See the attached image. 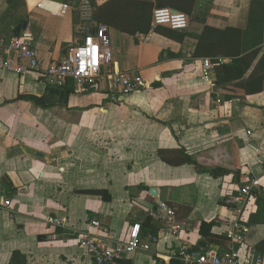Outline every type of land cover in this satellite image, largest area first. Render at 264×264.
<instances>
[{"label": "crops", "instance_id": "0c3cea01", "mask_svg": "<svg viewBox=\"0 0 264 264\" xmlns=\"http://www.w3.org/2000/svg\"><path fill=\"white\" fill-rule=\"evenodd\" d=\"M79 1L60 15L58 2L23 0L5 17L8 2L0 0V46L26 20L38 29V37L32 29L35 52L46 68L99 24L81 18ZM188 18L186 29L175 30L180 39L149 32L135 42L132 35L109 28L113 66L135 71L147 83L130 94L110 90L105 95L106 82L78 91L70 79L55 85L29 72L21 82L14 72H0V264H8L14 249L27 264H94L76 238L90 228L89 219H99L122 238L133 222L145 224L158 201L174 208L180 235L158 228L157 241L124 264H170L184 240L199 251L205 249L201 239L206 248L230 249L227 198L247 174L260 173L264 156V80L259 92L240 93L231 84L217 85L214 67L205 80L202 62L229 63L264 46V0H211L201 19ZM205 25L228 30L229 44L200 43ZM51 116L69 121L48 126ZM180 149L189 162L169 164L179 159ZM260 181L264 186V172ZM91 188L106 189L110 199L80 192ZM255 213L260 221L251 224ZM52 218L61 219L59 227L69 234L50 240L58 227ZM243 219L248 231L235 247L241 256H264V190L249 198ZM201 222L212 223L210 236L199 233ZM149 234L146 223L143 239Z\"/></svg>", "mask_w": 264, "mask_h": 264}, {"label": "built area", "instance_id": "2783aa9c", "mask_svg": "<svg viewBox=\"0 0 264 264\" xmlns=\"http://www.w3.org/2000/svg\"><path fill=\"white\" fill-rule=\"evenodd\" d=\"M71 7L72 5L67 2H61L57 12L64 15ZM76 8L82 19L91 17V6L88 0H80ZM188 21L186 14L173 12L167 7L154 8L152 12L153 25L182 30L188 27ZM110 46L109 27L99 23L91 30L85 31L82 44L75 42L68 48L65 56L42 68L35 52L34 33L30 24H27L17 36L0 46V72H14L19 75L21 82L29 72H35L55 85H63L70 79L77 86L78 91L84 90L88 84L97 86L104 82L120 94H130L145 89L147 83L141 74L135 71H121L113 66ZM202 67L204 79L207 80L213 64L210 59H203ZM263 172L264 156L260 160V173L247 174L241 185L227 198L231 217L228 220L225 236L231 243L230 249L222 253L212 248L199 251L184 240L174 255V260L178 264H264L263 255L241 256L235 247L245 240L248 231V226L243 219V210L247 201L255 191L264 190L260 181V174ZM5 205H9V201H5ZM147 215L160 222V230L175 236L180 235L182 223L177 221L174 208L166 202L158 201L147 211ZM87 222L90 228L85 232H78L76 238L78 246L94 264H124V260L133 252L138 249L148 250L149 245L157 241L156 234H149L145 240L143 239L139 222H133L122 238L114 237L111 229L95 217ZM50 223L63 226V221L58 218L50 219ZM48 238L54 240L57 235L52 233L48 235Z\"/></svg>", "mask_w": 264, "mask_h": 264}, {"label": "trees", "instance_id": "16d2710c", "mask_svg": "<svg viewBox=\"0 0 264 264\" xmlns=\"http://www.w3.org/2000/svg\"><path fill=\"white\" fill-rule=\"evenodd\" d=\"M77 2V0H73ZM91 6V19L96 23H102L109 28L116 29L118 31L132 35L137 42L139 35H146L149 32H155L162 34L169 38L180 39L176 31L163 26H157L152 24V12L155 8V4L161 3L167 8L177 10L184 13L187 16H193L194 8L197 0H106L100 4H97L95 0H88ZM8 8L5 13V17L11 14L19 5L23 3V0H7ZM77 4V3H76ZM203 15H196V19H201ZM35 36L38 37V29L32 27ZM228 30L218 29L205 25L200 35L198 36L199 42L213 43H228ZM238 30L234 31V36L238 38ZM237 33V34H236ZM231 37V38H233ZM229 54H233L231 50ZM237 55V53H236ZM210 61L213 64L216 73V84H231L234 88L238 89L240 93H254L259 92L262 89L264 80V46L256 47L250 51L241 53L240 55L233 57L229 63L222 62L218 58H212ZM19 98L36 100L37 97L30 94L18 95ZM230 98V96H227ZM161 154V151H159ZM161 157H163L161 155ZM179 158L176 161L167 160L169 164L181 165L189 162L185 157L184 149L178 151ZM166 160V159H164ZM139 190L144 186L138 185ZM82 193L95 194L101 197V199L108 201L110 195L106 189L91 188L82 189ZM259 211L256 213L258 214ZM250 216L249 223L260 221L257 214ZM150 226L151 234H156L160 227V222L153 219L150 216L146 217L145 224H141V229L145 225ZM211 222H201L199 225V233L202 235H211L210 228ZM55 234L57 237L63 234H69L63 230L62 227L55 228ZM70 236H75L70 234ZM225 239L227 240L226 236ZM258 256V255H255ZM8 264H27V259L24 254L19 250L14 249L10 253Z\"/></svg>", "mask_w": 264, "mask_h": 264}, {"label": "rangeland", "instance_id": "374dc122", "mask_svg": "<svg viewBox=\"0 0 264 264\" xmlns=\"http://www.w3.org/2000/svg\"><path fill=\"white\" fill-rule=\"evenodd\" d=\"M200 2H199V5H198V7L199 8H197V10H196V12H194V14L193 15H203V14H205L206 12H207V10H208V8H209V5H210V2H211V0H199ZM83 20H85V19H83ZM110 90H112L110 87H109V85L106 83L105 84V86H104V90H103V94H107L106 92L108 91H110ZM111 92V91H110ZM69 120H53L52 119V116L50 117V119H49V121H48V126L49 125H52V124H57V123H59V122H61V123H67ZM66 133L67 134H71V133H75V131H72V130H70V131H67L66 130Z\"/></svg>", "mask_w": 264, "mask_h": 264}, {"label": "water", "instance_id": "95a60500", "mask_svg": "<svg viewBox=\"0 0 264 264\" xmlns=\"http://www.w3.org/2000/svg\"><path fill=\"white\" fill-rule=\"evenodd\" d=\"M50 1L58 2V3H61V2H67V3L70 4V5H72V3H73V0H50ZM154 7H155V9L166 8L165 5H163V4H161V3H158V2L155 4ZM172 10H173V12H177V10H174V9H172ZM26 24H27V21L24 20L21 24L17 25V27H16L15 30H14V35L17 36L18 33H19V31H20V29H24V28L26 27ZM80 44H82V41L80 42ZM150 193H151L152 195H155L154 188H151V189H150ZM198 244H199V246L202 247V248H206V247H207V244H206V242L204 241V239L199 240ZM170 264H178V263H177L176 261H172Z\"/></svg>", "mask_w": 264, "mask_h": 264}, {"label": "bare ground", "instance_id": "6f19581e", "mask_svg": "<svg viewBox=\"0 0 264 264\" xmlns=\"http://www.w3.org/2000/svg\"><path fill=\"white\" fill-rule=\"evenodd\" d=\"M29 1H33V2H34L35 0H29ZM37 2H39V1H37ZM55 3H56V2H55ZM52 4H53V3H52ZM47 7H48V6H47ZM53 7H54V6H53ZM49 8H50V6H49ZM53 9H54V8H53ZM53 11H54V10H53Z\"/></svg>", "mask_w": 264, "mask_h": 264}]
</instances>
